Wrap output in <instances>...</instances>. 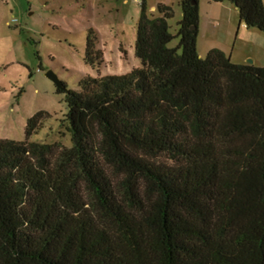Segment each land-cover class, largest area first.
<instances>
[{
	"label": "trees",
	"instance_id": "16d2710c",
	"mask_svg": "<svg viewBox=\"0 0 264 264\" xmlns=\"http://www.w3.org/2000/svg\"><path fill=\"white\" fill-rule=\"evenodd\" d=\"M229 1L264 32L262 0ZM179 4L177 47L142 0L141 66L66 91L70 147L0 138V264H264V67L199 57Z\"/></svg>",
	"mask_w": 264,
	"mask_h": 264
},
{
	"label": "rangeland",
	"instance_id": "374dc122",
	"mask_svg": "<svg viewBox=\"0 0 264 264\" xmlns=\"http://www.w3.org/2000/svg\"><path fill=\"white\" fill-rule=\"evenodd\" d=\"M141 2L0 0V138L50 144L54 153L70 147L66 91L78 90L85 76L119 75L141 66L134 53ZM179 2L144 0L155 16L160 15L157 4L171 7L170 48L179 41ZM196 5L199 57L217 48L234 63L264 67V32L246 27L233 3L196 0ZM87 38L101 52L98 64L85 60ZM47 72L64 88L57 90Z\"/></svg>",
	"mask_w": 264,
	"mask_h": 264
},
{
	"label": "water",
	"instance_id": "95a60500",
	"mask_svg": "<svg viewBox=\"0 0 264 264\" xmlns=\"http://www.w3.org/2000/svg\"><path fill=\"white\" fill-rule=\"evenodd\" d=\"M46 76L51 80H53V82L58 88L60 89L64 88V85L57 79V77L54 74H52L51 72H47Z\"/></svg>",
	"mask_w": 264,
	"mask_h": 264
},
{
	"label": "crops",
	"instance_id": "0c3cea01",
	"mask_svg": "<svg viewBox=\"0 0 264 264\" xmlns=\"http://www.w3.org/2000/svg\"><path fill=\"white\" fill-rule=\"evenodd\" d=\"M258 65V64H257Z\"/></svg>",
	"mask_w": 264,
	"mask_h": 264
}]
</instances>
